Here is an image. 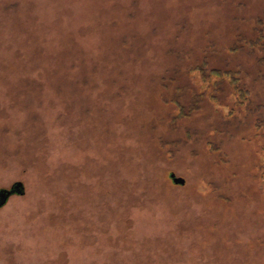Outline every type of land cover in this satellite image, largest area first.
I'll use <instances>...</instances> for the list:
<instances>
[{
  "label": "rangeland",
  "instance_id": "rangeland-1",
  "mask_svg": "<svg viewBox=\"0 0 264 264\" xmlns=\"http://www.w3.org/2000/svg\"><path fill=\"white\" fill-rule=\"evenodd\" d=\"M15 182L0 264H264V0H0Z\"/></svg>",
  "mask_w": 264,
  "mask_h": 264
},
{
  "label": "trees",
  "instance_id": "trees-1",
  "mask_svg": "<svg viewBox=\"0 0 264 264\" xmlns=\"http://www.w3.org/2000/svg\"><path fill=\"white\" fill-rule=\"evenodd\" d=\"M207 69L209 73L214 75L217 79V81H227L225 78L228 79L227 82H229V94H232L235 96L236 101L239 100L242 103L246 100V104L249 105L248 103L250 102V99L247 98V95L249 94V90L246 86H243L239 84V78H238V72L230 69H220V68H208L207 64L205 62L200 63L199 65L196 66L195 70L200 74V76L205 78L204 74L206 73ZM225 77V78H224ZM212 87L217 89L214 93H218L219 91H222L223 89L220 88L221 84L216 83L212 84ZM202 97L198 96L197 94H192L191 93V101L188 104H181L179 106V110L182 111V114L185 115L183 112L184 110H187V112H191L195 109L198 108V104H200ZM213 99H216L215 97ZM246 105V106H247Z\"/></svg>",
  "mask_w": 264,
  "mask_h": 264
},
{
  "label": "water",
  "instance_id": "water-1",
  "mask_svg": "<svg viewBox=\"0 0 264 264\" xmlns=\"http://www.w3.org/2000/svg\"><path fill=\"white\" fill-rule=\"evenodd\" d=\"M170 178L174 184L183 185L185 179L181 176H176L173 172L170 173ZM23 193V184L21 182H15L9 189L0 188V206L6 203L8 197L13 193Z\"/></svg>",
  "mask_w": 264,
  "mask_h": 264
},
{
  "label": "bare ground",
  "instance_id": "bare-ground-1",
  "mask_svg": "<svg viewBox=\"0 0 264 264\" xmlns=\"http://www.w3.org/2000/svg\"><path fill=\"white\" fill-rule=\"evenodd\" d=\"M2 188V187H1ZM13 196V195H12ZM10 198V197H9Z\"/></svg>",
  "mask_w": 264,
  "mask_h": 264
}]
</instances>
